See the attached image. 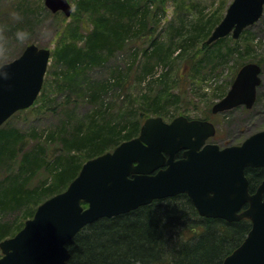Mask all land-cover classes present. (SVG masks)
<instances>
[{
    "label": "rangeland",
    "instance_id": "obj_1",
    "mask_svg": "<svg viewBox=\"0 0 264 264\" xmlns=\"http://www.w3.org/2000/svg\"><path fill=\"white\" fill-rule=\"evenodd\" d=\"M232 1H130L136 9H133L136 22L143 18L144 8L149 7L145 32L137 38L130 34L124 46H115L113 52L108 47L102 49L104 58L96 64L65 74V65L58 56L60 49L72 40L87 46L86 37L89 41L93 30L102 31L101 19L112 14L111 8H121L112 5L117 0H69L73 6L70 16L61 10L53 12L45 0H0V65L19 55L29 43L51 49L36 101L0 126L25 135L18 158L36 151L40 144L49 156L59 154L56 148L60 147L61 132L70 134L75 126L88 122L92 116L112 120L123 116L122 122L140 117V126L150 116H162L166 121L179 115L209 118L217 128L209 141L221 146L238 144L251 133L264 129V14L240 38L230 35L203 49ZM209 28L211 31L206 35ZM153 40L156 41L152 43ZM219 47L223 56L213 52V58L205 57L208 51ZM247 62H258L263 68L256 103L251 108L238 106L213 113L212 106L227 92L236 72ZM168 92L172 97L167 96ZM158 94L168 99L167 104L141 116L148 105L144 99ZM79 157L83 162L87 160L83 153ZM11 163L10 158L0 162V182L14 174L7 168ZM23 216L22 212L0 213V218L12 223V228Z\"/></svg>",
    "mask_w": 264,
    "mask_h": 264
},
{
    "label": "water",
    "instance_id": "obj_2",
    "mask_svg": "<svg viewBox=\"0 0 264 264\" xmlns=\"http://www.w3.org/2000/svg\"><path fill=\"white\" fill-rule=\"evenodd\" d=\"M45 4L67 16L73 11L69 0ZM263 11L264 0H233L206 43L229 34L238 38ZM50 57V48L30 43L0 65V126L35 102ZM261 71L257 62L243 64L212 111L251 108ZM215 134L210 120L179 115L167 122L162 116L148 117L138 136L88 159L65 190L41 202L15 235L0 241V264H68L67 243L86 225L181 193L188 194L202 216L251 219L247 237L221 264H264V180L251 193L245 172L247 167H264V129L225 147L207 142ZM180 150L183 157L176 159Z\"/></svg>",
    "mask_w": 264,
    "mask_h": 264
},
{
    "label": "trees",
    "instance_id": "obj_3",
    "mask_svg": "<svg viewBox=\"0 0 264 264\" xmlns=\"http://www.w3.org/2000/svg\"><path fill=\"white\" fill-rule=\"evenodd\" d=\"M130 1L135 2L117 0L116 4L112 3L114 7L120 5L121 8H111L112 14L101 19L102 31L93 30L89 41L84 36L87 46H80L78 41L72 40L60 49L58 56L65 65V74L96 64L104 58L102 49L108 47L113 52L115 46H124L130 34L137 38L145 32L149 7L144 8L143 18L136 22L133 18L135 6H131ZM126 18H129L127 22ZM134 24L137 25L135 29ZM210 31L209 28L206 35ZM224 40L226 37L213 42V45ZM209 46L205 42L203 49ZM213 52H217L218 57L223 56L219 47L208 51L205 57L213 58ZM162 77L165 75L159 78L160 81ZM166 90L164 87L163 91ZM172 95L170 92L167 94ZM147 100L148 105L141 116L149 110H160L168 101L162 94L147 96L144 102ZM121 118L123 116L117 120L92 116L88 122L75 126L70 134L61 132L58 136L60 147L56 148L59 154L49 156L40 144L36 151L27 152L20 159L19 149L23 151L25 135L14 128L0 127V162L10 158L12 163L7 168L14 173L0 182V213L24 214L14 228L9 220L0 218V241L20 230L43 200L68 186L83 164L79 154L83 153L87 159L95 157L138 133L140 117L127 122H122ZM15 143V148H11ZM246 175L253 192L264 179V167H247ZM251 225L248 218L227 221L201 216L191 198L181 193L155 199L128 213L99 218L88 224L67 243L71 254L68 264H221L244 241Z\"/></svg>",
    "mask_w": 264,
    "mask_h": 264
},
{
    "label": "flooded vegetation",
    "instance_id": "obj_4",
    "mask_svg": "<svg viewBox=\"0 0 264 264\" xmlns=\"http://www.w3.org/2000/svg\"><path fill=\"white\" fill-rule=\"evenodd\" d=\"M251 134H252V133H251ZM247 137H248V136H247ZM247 137H246V138H247ZM246 138H245V139H246ZM245 139H244V140H245ZM244 140H242V141H241L240 143H238V144H241ZM183 151H184V150H180V151H178V152L176 153V156H175L176 159H179V158H182V157H183ZM262 181H263V180H262ZM259 185H260V184H259ZM259 185H258V186H259ZM258 186H257V188H258ZM257 188H256V189H257ZM255 191H256V190H255ZM253 192H254V191H253Z\"/></svg>",
    "mask_w": 264,
    "mask_h": 264
}]
</instances>
